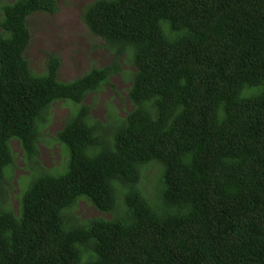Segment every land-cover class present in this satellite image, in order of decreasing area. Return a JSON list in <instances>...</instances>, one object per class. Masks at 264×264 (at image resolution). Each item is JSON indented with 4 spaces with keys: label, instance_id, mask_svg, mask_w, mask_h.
<instances>
[{
    "label": "trees",
    "instance_id": "16d2710c",
    "mask_svg": "<svg viewBox=\"0 0 264 264\" xmlns=\"http://www.w3.org/2000/svg\"><path fill=\"white\" fill-rule=\"evenodd\" d=\"M58 9L0 8V264H264V0H92L83 22L113 61L70 82L60 56L40 75L26 58L29 18ZM116 74L134 109L96 120L85 101ZM63 100L67 165L15 187L8 139L33 158ZM81 200L109 216L82 222Z\"/></svg>",
    "mask_w": 264,
    "mask_h": 264
},
{
    "label": "rangeland",
    "instance_id": "374dc122",
    "mask_svg": "<svg viewBox=\"0 0 264 264\" xmlns=\"http://www.w3.org/2000/svg\"><path fill=\"white\" fill-rule=\"evenodd\" d=\"M16 0H0L1 5ZM59 9L56 14L37 12L29 19V26L32 31V39L26 50L28 59L35 74H45L49 54L54 53L60 56L62 66L59 71V78L64 81H73L84 74L93 66H107L113 61V55L105 46L92 47L96 40L102 41L88 32V27L83 22L82 11L86 4L92 0H57ZM122 62V61H121ZM126 63V62H125ZM123 63V65L125 64ZM126 68V67H125ZM133 70V64L128 67ZM114 87L105 85L102 89L89 95L86 103L95 105L94 119L106 120L112 109H116V115L125 117L128 112L134 109L128 91L132 84L131 75L116 74L112 77ZM76 105L72 102H55L49 109L48 120L43 129L42 141L38 143L40 160L47 169H55L62 166L69 158L70 151L59 145L56 141V134L63 128L67 118L75 111ZM55 140H54V139ZM16 150L12 171L14 172L12 185L18 186V179L29 177V166L24 164L26 153L20 142L14 143ZM152 166V165H151ZM153 169L147 172L151 175ZM19 193V192H17ZM19 201L12 202L17 207ZM75 213L82 222L91 218L108 217L109 215L99 211L92 203L81 200L75 208Z\"/></svg>",
    "mask_w": 264,
    "mask_h": 264
},
{
    "label": "clouds",
    "instance_id": "9594fccd",
    "mask_svg": "<svg viewBox=\"0 0 264 264\" xmlns=\"http://www.w3.org/2000/svg\"><path fill=\"white\" fill-rule=\"evenodd\" d=\"M1 17H2V11H0V19H1ZM0 32H1V30H0ZM35 138H38V140L35 142V146H34L35 147V150L33 152L35 154V156L33 158L27 157V148H26V145L24 144V141L23 140L19 139L18 137H10L8 139V141L10 143V148H12L13 153L15 154L16 150L14 149V143H16L17 140H20V142H21V144H22V146L24 148V151L26 153V157L24 159V164H26L28 166H29V164H38L39 166L40 165L43 166L42 163H41V160H40V150L38 149V143H41V141H42V134L36 135ZM36 171H37V168L34 167L33 172H36Z\"/></svg>",
    "mask_w": 264,
    "mask_h": 264
}]
</instances>
